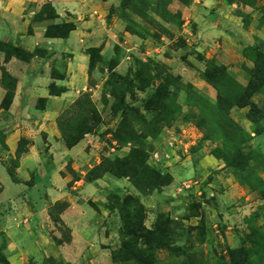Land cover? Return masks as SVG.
Here are the masks:
<instances>
[{"label":"rangeland","instance_id":"rangeland-1","mask_svg":"<svg viewBox=\"0 0 264 264\" xmlns=\"http://www.w3.org/2000/svg\"><path fill=\"white\" fill-rule=\"evenodd\" d=\"M126 3L128 0H98L101 7L80 19L84 21L91 16L93 21L91 28L82 31L79 48L72 49L87 59L86 67L81 69L77 64L72 65V56L65 53L61 54L62 58L59 57L60 63H50L48 68L51 69L52 83L48 89L62 93L70 91L67 103L63 104L52 124L66 149H71L65 140L75 135L74 130L88 131L80 141L86 142L87 158L79 162L78 172L67 167V172L74 179L82 177L84 181L92 182L107 176L124 180L129 191L130 188L135 189L130 178L141 181L145 165L161 176L168 175L171 183L142 193L135 189L139 194L137 197L126 192L120 195L109 193L104 208L98 207L101 206L99 202L97 207L93 204L95 212L105 213L106 228H101L100 234L96 233L97 237L94 235L96 239L87 249L77 251L79 254L75 255L74 264H138L122 249L125 242L122 215L130 230L138 231L141 221L146 230H154L157 222L168 226L165 236L169 248L156 245L155 264H228V251L240 248L247 254L246 264H264V255L259 254L252 240L255 231L264 234V133L254 135L256 126L247 118L250 106L232 110L230 118L251 136L243 151L253 154L248 170L260 178L262 186H257L255 192H250L246 185L241 187L256 193L255 198L250 200V203L255 200V210L244 215L238 211L235 214L229 213V210L222 214L209 211L207 208H216L212 197L207 195L206 183L212 180L210 177L213 175L207 179L202 176L176 178L173 192L178 205L171 206L167 202L163 205L161 202L159 213L152 216L148 215L141 202V198L160 193L173 183L172 175L161 166L177 163L182 153H186L192 161L203 155L213 157L222 163L224 174L231 176L239 185L234 169L225 167L224 161L213 155L219 150L231 153L232 148L220 140L205 139L211 131L208 121L212 117L203 109V103L214 104L217 92L203 81L202 75L209 67H223L235 83L241 86L248 84L249 72L254 64L248 56H244V52L256 47L264 53V0H130L129 5ZM29 11L32 12V23H46L44 38L48 41H65L77 28L71 22V13L64 11L62 16H58L49 0L43 1L38 8H34L33 4L26 6L25 14ZM76 19L78 17L73 20ZM63 24H72L75 30L64 39L46 37L49 28L57 34L59 30L56 27ZM51 45L49 42L46 47L52 48ZM16 51L22 56L18 57L21 61L38 55L36 51L27 55L11 43L0 40V53L3 55L0 88L4 91L0 102L2 155L5 154L6 138L2 123L8 118L12 102L8 104L6 98L12 95L13 99L17 83L4 64ZM6 54L9 57L7 61ZM221 85L222 95L226 92L233 94L232 86ZM48 95L51 97L49 92ZM48 101L49 98L38 99L35 110L44 111ZM251 103L262 108L264 96L254 95ZM27 118L14 124L22 128L27 125L30 129V119ZM202 120H205L204 124ZM260 126L264 127V123L257 127ZM28 144L29 141L22 138L18 148L25 152ZM19 156L8 160V171L13 178ZM41 166L44 164L40 163L37 170H41ZM127 170L131 177L118 175ZM0 171V178L7 185L0 183L7 187L8 198L14 193L12 189L17 190V187L11 184L6 172L1 168ZM31 184H35L33 179ZM44 188L42 183L33 190L26 186L25 191L30 197L38 199ZM68 188H71L69 184ZM75 194L71 191L72 196ZM111 194L119 197L121 202L109 201ZM127 196L139 200L143 208L140 214L127 203H122ZM1 203H6L4 196ZM122 206L125 211L115 209ZM67 207L66 203H56L50 208L49 216L55 230L38 234L42 235L38 240L45 252L41 256H33L26 264H71L63 260L67 252L60 251V247L70 243L69 232L58 222V216ZM8 244V238L0 234V264H9ZM142 247L143 241L139 240V248Z\"/></svg>","mask_w":264,"mask_h":264},{"label":"crops","instance_id":"crops-1","mask_svg":"<svg viewBox=\"0 0 264 264\" xmlns=\"http://www.w3.org/2000/svg\"><path fill=\"white\" fill-rule=\"evenodd\" d=\"M45 0H2L0 1V40L7 41L13 46L23 50L27 55H32L36 50L38 55H32L27 61L19 60L15 54L11 55L9 61L4 64L6 71L16 79L15 96L8 108L3 134L4 155L0 154V168L6 172L11 180V184L17 187L12 189L14 193L6 197L7 187L1 183L0 192V234L5 235L9 244L7 246L9 264H26L33 256H41L44 253L43 244L38 240L46 233L45 231L55 230L54 222L49 216L50 208L56 203H66L68 207L58 216V222L62 228H66L70 235V243L60 247V251L67 252L63 256L66 263L74 264L77 251L87 249L95 241L94 235L100 234L101 228H106L104 212H95L94 205L98 202L100 208H104L106 197L109 193L139 196L135 189L128 187L124 180H115L104 176L95 181H84V178L74 179L67 172V167L78 172L80 161L84 162L87 158L85 150L86 142L82 141L71 149H66L63 143L58 139V133L54 129L52 122L67 103L70 91L62 93L61 96H49L48 86L52 83L50 79V63H60L61 54L72 56V65L77 64L83 69L86 67L87 59L77 55L72 49L79 48L83 38L82 31L93 24V21L84 19L87 15L101 7L98 0H49L56 10L58 16H62L64 11L71 13V22L75 23L77 28L70 33L65 41L51 40L44 38L46 23H32L31 13L25 14L26 6L31 4L38 8ZM113 1V0H112ZM33 10V9H32ZM78 17V19H75ZM70 22V21H64ZM31 26V27H30ZM29 27L31 32L28 31ZM51 47H46L48 43ZM65 46V47H64ZM47 48V49H46ZM44 52V53H43ZM82 55V54H81ZM62 58V57H61ZM58 59V60H57ZM0 63L3 64V55L0 53ZM80 63V64H79ZM70 70V69H68ZM79 71V69H77ZM82 70H80L81 72ZM54 81V80H53ZM57 83V81H56ZM4 91L0 88V102L3 99ZM47 108L38 112L34 106L38 99H48ZM30 119L31 128L27 125L23 128L15 125V122H22ZM7 123V125H6ZM169 133V132H167ZM27 139L29 144L26 151L20 154L18 165L14 178L8 171L9 159L16 155L20 139ZM181 157V158H180ZM41 170H37L39 164ZM89 167V166H88ZM161 167H166L167 171L173 177V183L162 190L160 193L152 194L149 197L141 198L145 205L148 215L159 213L161 202L163 205L167 202L171 206L178 205L174 190L176 189V178L183 176H202L207 179V195L212 197L214 207L207 208L209 211L239 214L252 212L255 210V204L250 203L256 196L234 181L231 176H226L221 162L215 160L209 155L200 156L197 161H192L186 153L178 157L177 163H165ZM1 172V171H0ZM14 173V172H13ZM83 172H80V174ZM6 185V181H2ZM35 184H31V180ZM203 179V180H205ZM28 182H30L28 184ZM45 185L41 197L34 199L26 191L27 186L35 189L38 184ZM68 184L71 188H68ZM132 190V191H131ZM71 191L75 192L74 196ZM172 195V196H170ZM4 196L6 203H1ZM179 196V195H178ZM43 197V198H42ZM42 200L40 201V199ZM173 198V199H172ZM185 201V199H183ZM39 204H38V203ZM97 207V205H96ZM236 211V212H235ZM241 216V215H240ZM245 218V216H244ZM38 245L39 247L35 246ZM30 250H33L30 253Z\"/></svg>","mask_w":264,"mask_h":264},{"label":"trees","instance_id":"trees-1","mask_svg":"<svg viewBox=\"0 0 264 264\" xmlns=\"http://www.w3.org/2000/svg\"><path fill=\"white\" fill-rule=\"evenodd\" d=\"M126 3V5H129ZM58 33L51 32V28H49L46 32L47 38H66L70 32L75 30V26L72 24H63L58 28ZM91 52L89 55L92 56ZM16 57H22L19 51L15 52ZM244 56H248L249 59L252 60L254 64V68L249 72L248 84L245 86H241L235 83L225 72L223 67H209L207 71L202 75L203 81L209 84L215 91L217 92V100L214 104L209 102L203 103V109L205 112L211 114L212 119L208 121V125L211 128V131L206 135V140H220L224 143V145H229L232 148V152L229 153L227 151H216L213 155H215L216 159H220L224 161L225 167H231L234 169V175L239 178V185H246L250 192H255L257 186H262V181L257 175L248 170V162L252 159L253 154L250 152H244L243 147L251 140V136L245 132L238 124H236L231 118L230 113L232 110L236 108H244L247 106L251 107L250 112L247 115L248 120L256 126L254 131V135L259 136L264 133V127L258 125H262L264 123V106L259 108L256 104L251 103V98L254 95L264 96V53L258 50L256 47L250 48L244 52ZM9 59L8 55H5V61ZM28 59V58H27ZM90 62H92L90 60ZM221 83H225L226 85H230L234 88L233 94L227 93L221 94ZM14 89V87H13ZM58 93L55 92L52 88L49 89V94L51 96H57ZM8 100V104L12 100V95L6 98ZM5 99V101H6ZM10 105V104H9ZM8 105V106H9ZM203 124L205 120H202ZM75 135L65 140L68 148L75 147L81 140L82 136L88 133V131H78V129L74 130ZM78 131V132H77ZM224 149H228L225 147ZM229 150V149H228ZM24 153L21 148H18L16 156ZM263 165H264V157H263ZM145 164L146 156L143 159ZM124 171L122 174H118L120 177H131L130 171ZM115 174V173H114ZM240 175V176H239ZM142 176L144 178L140 179L141 181L132 180L130 178V183L133 185L138 192L142 193L144 190H155L158 187H165L171 183V179L167 176H161L159 173L154 170L145 167H142ZM235 178V177H234ZM244 187V186H242ZM1 192V189H0ZM264 196V192H262ZM109 201L116 200L117 203L121 202L120 198L114 194L109 195ZM123 204L127 203L128 206L136 209V212L140 214L143 210L142 206L139 204V200L137 198L127 196L122 201ZM118 211H125V207L115 208ZM122 220L124 223L123 228V236L125 242L122 243V249L127 251L128 256L134 259L138 264H155V252L158 247L169 248L167 244V237L165 236V232L168 228L167 225L161 224L159 222L155 223L154 230H146L142 226V221L139 222V230H130L125 219ZM139 240L143 241V247L139 248ZM253 244L258 248V252L261 255H264V234H260L258 231H255L252 234ZM155 244V246L153 245ZM168 250V249H167ZM178 250V249H174ZM228 264H246L247 262V254L244 249H234L228 251ZM7 264V263H4Z\"/></svg>","mask_w":264,"mask_h":264}]
</instances>
